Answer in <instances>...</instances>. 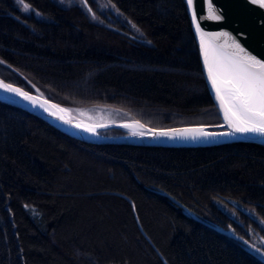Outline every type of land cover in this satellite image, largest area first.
Segmentation results:
<instances>
[{"label":"trees","instance_id":"obj_1","mask_svg":"<svg viewBox=\"0 0 264 264\" xmlns=\"http://www.w3.org/2000/svg\"><path fill=\"white\" fill-rule=\"evenodd\" d=\"M108 1L113 26L0 0V79L152 129L221 125L186 1ZM0 264H264V144L89 143L0 101Z\"/></svg>","mask_w":264,"mask_h":264},{"label":"water","instance_id":"obj_2","mask_svg":"<svg viewBox=\"0 0 264 264\" xmlns=\"http://www.w3.org/2000/svg\"><path fill=\"white\" fill-rule=\"evenodd\" d=\"M186 1V0H185ZM189 18L191 21L192 31L196 40V44L199 50L202 71L205 76L206 84L209 89L214 106H216L220 112L222 118V124L217 126H186L172 129H152L140 123L137 120L132 119L131 123L141 124L145 129V135H124V136H101L99 131L102 129H114V130H126L128 125L131 123H119L107 126L106 128L100 127L98 130V138H87L80 133L78 127H76L80 119L64 118L60 119V113L58 114L57 108L65 109L70 111L68 107L61 106L50 100L45 96L42 97L36 94H30L36 99L39 106L27 104L22 102L20 98L12 93H4L0 91V101L12 104L14 106L20 107L29 113L35 115L41 120H44L54 127L60 129L61 131L70 134L78 139L97 144H112V145H131V146H211L219 145L231 142H251L264 144V136L255 133H238L234 132L233 129L228 125L224 119L223 109L220 107V102L216 98L215 91L212 88L211 81L207 74V67L204 63V52L201 46L200 32L196 29V24H200V29L205 33L204 39L209 45L223 46L225 51H229L227 48L228 44H231L229 37H234L245 51L257 57L258 59L264 60V7L260 6L258 3H253L252 0H193L192 6H189L186 2ZM193 11L195 12V17H193ZM213 15H218L221 19H213ZM222 33H227L228 36L220 35ZM215 37V39H212ZM2 80V79H1ZM3 81V80H2ZM4 82V81H3ZM6 83V82H4ZM7 84V83H6ZM11 85V84H10ZM13 86V85H12ZM15 87V86H14ZM19 88V87H16ZM21 89V88H19ZM22 90V89H21ZM24 91V90H22ZM25 92V91H24ZM41 105L50 108L55 111L56 115H51L46 110L40 108ZM55 106V107H53ZM66 121H70L67 123ZM54 122H59L63 124H69L75 133H71L57 126ZM91 124L96 125L90 121H86ZM184 129H203L205 132L209 133H230V135L224 136V138L218 142L211 143H167L160 142L158 139L160 132H174V130H184Z\"/></svg>","mask_w":264,"mask_h":264},{"label":"snow or ice","instance_id":"obj_3","mask_svg":"<svg viewBox=\"0 0 264 264\" xmlns=\"http://www.w3.org/2000/svg\"><path fill=\"white\" fill-rule=\"evenodd\" d=\"M61 2H65V0H61ZM67 2L70 3L71 0H67ZM83 2L85 5L87 4V0H83ZM186 2L189 6L193 4V0H186ZM252 2L264 7V0H252ZM24 7L27 10L30 5L25 4ZM193 17H195L194 11ZM213 19L219 20L221 17L213 15ZM196 29L200 32L207 74L216 98L220 102V107L223 109L225 121L234 132L255 133L264 136V60L248 54L234 37H229L232 41L231 44L227 45L229 51H225L223 46L209 45L204 39L205 33L201 31L199 23L196 24ZM220 35L228 36L227 33ZM0 88L22 96L23 99L31 101L33 104L36 103L35 98L27 92L10 84L0 82ZM60 111L66 110L60 109ZM51 114L56 115L55 112ZM59 118L63 119L62 116ZM66 122L70 123V121ZM80 126V124L76 125V127ZM124 126L129 127L127 124ZM86 130L93 131V128L89 127ZM137 134L145 135L144 132H133V135ZM228 134L230 133H209L203 129H184L174 130L171 133H158L159 136L172 138L179 136L193 140Z\"/></svg>","mask_w":264,"mask_h":264},{"label":"rangeland","instance_id":"obj_4","mask_svg":"<svg viewBox=\"0 0 264 264\" xmlns=\"http://www.w3.org/2000/svg\"><path fill=\"white\" fill-rule=\"evenodd\" d=\"M18 1L24 13L34 14L38 18H44V15L32 5H30V8L26 10L24 5L27 3L21 2L20 0ZM56 1L65 7L70 5L79 6L80 8L85 10L86 13H88V15H90V17L95 22L99 24L113 26L112 23L116 22L117 16L119 14V12L114 7V5L108 0H87L86 5L84 4L83 0H71L70 3L67 2V0H65V2H61V0H56ZM89 9H91V11H89ZM36 95H40L42 97L45 96L38 90L36 92ZM69 110L72 114V117L83 121H90L102 128H106L107 126L124 123V122L131 123L133 121L132 117L127 111L123 109L111 108L107 106H94V107H82V108L70 107ZM108 130L111 129H107V130L102 129L101 131H99V134L101 136H105L104 134H102V132ZM122 131L125 133V135H131V134L133 135V132L128 130V128L125 131L124 130Z\"/></svg>","mask_w":264,"mask_h":264},{"label":"bare ground","instance_id":"obj_5","mask_svg":"<svg viewBox=\"0 0 264 264\" xmlns=\"http://www.w3.org/2000/svg\"><path fill=\"white\" fill-rule=\"evenodd\" d=\"M0 82H3V81L0 79ZM0 91H2L4 93H8L7 91H5L2 88H0ZM9 93H11V92H9ZM12 94L18 96L20 98V100H22V102H24V103L39 106V104L37 103V101H36L35 104H33L31 101H28V100L23 99L22 96H19V95L15 94V93H12ZM40 108L46 110L47 112H49V114L55 112V111L51 110L50 108H47V107H44V106L43 107H40ZM57 109H58L57 113L58 114L60 113V115L62 117H64V118H72V114H71L70 111H67L66 110V111L61 112L60 111L61 108H57ZM54 123L57 126L61 127L62 129L66 130V131H69L71 133H75V130L69 124H63V123H59V122H54ZM77 124H80L81 125L78 128L80 130V133L82 135H84L85 137H87V138H93V139L98 138V135H99L98 134V130L100 129V126L91 124V123L86 122V121H83V120L78 121ZM140 126H142V125L141 124H138V123H131V124H129V127H127V128H128V130H130L132 132H137V133L144 132V133H146V129L143 126L142 127H140ZM89 127L93 128V131H87L86 129L89 128ZM228 135H230V134H228ZM224 136H227V135H216V136H210V137H206V138L201 137V138H198V139H195V140H193L191 138H183V137H179V136H177L175 138H172L170 136H159L158 137L159 138L158 140L160 142H167V143H193V144H195V143L218 142V141H220V140H222L224 138H227V137H224Z\"/></svg>","mask_w":264,"mask_h":264}]
</instances>
